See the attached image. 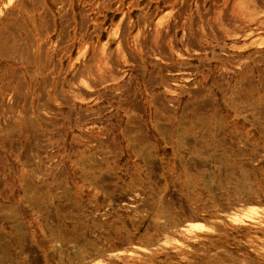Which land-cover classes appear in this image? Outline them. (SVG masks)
Returning a JSON list of instances; mask_svg holds the SVG:
<instances>
[{
    "label": "rangeland",
    "instance_id": "rangeland-1",
    "mask_svg": "<svg viewBox=\"0 0 264 264\" xmlns=\"http://www.w3.org/2000/svg\"><path fill=\"white\" fill-rule=\"evenodd\" d=\"M83 3L0 0L8 117L22 113L33 125L36 71L49 69L54 29H80ZM245 39L241 117L221 101L219 121L209 109L116 116L102 98L84 130V155L63 158L55 177L29 178L14 157L0 156V264H264V30ZM180 87L191 109L187 83ZM230 121L242 131L231 147L214 145Z\"/></svg>",
    "mask_w": 264,
    "mask_h": 264
},
{
    "label": "crops",
    "instance_id": "crops-1",
    "mask_svg": "<svg viewBox=\"0 0 264 264\" xmlns=\"http://www.w3.org/2000/svg\"><path fill=\"white\" fill-rule=\"evenodd\" d=\"M82 17L78 30L70 31L65 26L55 29L65 40L60 51L50 50L49 45V71L38 69L34 78L39 91L31 126L42 124L45 114L53 111L52 121L65 125L71 133L65 158L79 152L84 155V130L95 124L93 118L100 110L96 102L102 98L110 101L116 116H200L209 109L219 121L220 101L225 112L238 117L244 114L240 90L246 81V51L242 47L248 33L264 30L260 26L264 21V0H161L157 15L137 16L133 23L130 13L124 20L115 14L96 15L95 26L99 30L93 37L88 31V14L84 12ZM106 18L109 29L98 36ZM146 18L153 29L149 32L143 30ZM83 21L84 50L78 56L66 58ZM87 44H91L89 50ZM66 71L70 76L62 79L60 75ZM184 83L189 88L186 100L192 102L191 109L185 107L179 93L185 94L180 87ZM213 96L218 99L215 106ZM207 100H211L210 108H205ZM77 101L81 103L77 105ZM1 104L0 156L11 160L16 157L15 133L30 124L21 116L9 117L3 123ZM224 131L225 141L216 138L214 145L231 147L232 133L242 129L230 121ZM15 163L19 165L17 160ZM15 169L10 168L11 174H17Z\"/></svg>",
    "mask_w": 264,
    "mask_h": 264
},
{
    "label": "built area",
    "instance_id": "built-area-1",
    "mask_svg": "<svg viewBox=\"0 0 264 264\" xmlns=\"http://www.w3.org/2000/svg\"><path fill=\"white\" fill-rule=\"evenodd\" d=\"M131 2L128 5V2ZM161 0H100L95 7L88 4L86 0L83 3V10L88 14L87 19L88 31L90 36H97L99 28L95 26L96 15L107 16L108 14H115L123 20L126 18L127 13H130V21L133 23L137 16H155L159 12V4ZM88 4V7H87ZM144 31H151L152 26L148 24L149 18L145 19ZM102 33L109 29L107 18L101 26ZM54 38L50 41V50L60 51L59 47L65 39L60 35L57 30H53ZM118 36V34H117ZM91 44L86 45V50H89ZM84 50V21L81 31L74 35V43L69 45L66 58L72 56H78L79 52ZM81 56V55H80ZM84 56L80 57L83 59ZM61 64V62H60ZM49 70H47L48 72ZM68 71L61 73L62 79L69 78ZM36 78V77H35ZM42 80V79H41ZM48 81V80H47ZM37 96V95H36ZM54 115L53 111H50ZM51 114H45L46 120L42 124L30 126H21L17 133H15L16 147L13 153L16 157L19 166L24 171L25 175L33 179H43L48 177H55L58 171H62V161L65 158L67 142L70 139L71 133L67 130L65 125H56L52 119ZM61 115L64 114L61 110ZM21 116L23 114L17 113L14 117ZM11 117V118H14ZM9 117L5 114L3 123L9 120ZM62 120V118H59Z\"/></svg>",
    "mask_w": 264,
    "mask_h": 264
},
{
    "label": "bare ground",
    "instance_id": "bare-ground-1",
    "mask_svg": "<svg viewBox=\"0 0 264 264\" xmlns=\"http://www.w3.org/2000/svg\"><path fill=\"white\" fill-rule=\"evenodd\" d=\"M198 226H200V225H198Z\"/></svg>",
    "mask_w": 264,
    "mask_h": 264
}]
</instances>
